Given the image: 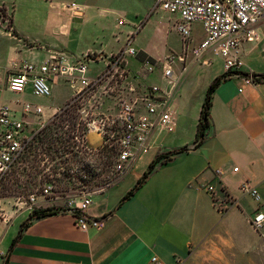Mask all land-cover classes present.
Returning a JSON list of instances; mask_svg holds the SVG:
<instances>
[{
  "label": "crops",
  "instance_id": "1",
  "mask_svg": "<svg viewBox=\"0 0 264 264\" xmlns=\"http://www.w3.org/2000/svg\"><path fill=\"white\" fill-rule=\"evenodd\" d=\"M45 1L49 2V11L39 19L33 15L28 19L40 31V41L36 42L23 39L15 11L0 5L9 14L12 11V26L0 14V38L5 40H0V104L9 106L17 116H21L25 103L42 106L40 118L27 117L36 131L74 95H64V86L59 83L53 87L49 103L43 105L42 98H32L31 88L23 93L9 91L8 79L21 65L41 62L52 54L77 60L89 54H116L131 47L137 55L125 56L129 72L132 64L140 69L144 60H150L159 65L155 71L162 76L166 59L174 58L176 65L186 50L176 28L178 18L157 7L156 0H145L146 5L141 0H114L122 10L108 5V0ZM72 3L79 5L81 12L67 7ZM195 25L190 47L204 38L202 26L201 35H197ZM151 28L152 42L146 37ZM172 31L180 35L178 52H170L168 38ZM255 33L258 38L244 41L238 50L242 61L238 71L250 75L264 74V18ZM209 57L211 65H192L182 76L170 130H157L151 148L120 181L92 199L86 215L105 217L103 228L80 229L74 212L68 209L33 219L11 248L33 210L18 212L10 200L3 201L0 250L4 255L0 264L6 256L9 264H150L153 256L162 264H256L254 254L264 250V229L257 231L251 224L257 210L264 207V82L237 74L223 82L213 95L205 142L159 165L140 190L117 208L156 155L169 151L165 147L169 134L170 151L193 148L208 87L226 73L222 57ZM89 75L96 77L91 70ZM192 76L203 78V85L192 99L195 107L188 114L195 129L192 136H187L185 128L179 126L177 111L186 81ZM245 182L258 189L260 202L242 191ZM207 186H214L220 200L230 198L229 208L216 205ZM249 198L256 204H250Z\"/></svg>",
  "mask_w": 264,
  "mask_h": 264
},
{
  "label": "built area",
  "instance_id": "2",
  "mask_svg": "<svg viewBox=\"0 0 264 264\" xmlns=\"http://www.w3.org/2000/svg\"><path fill=\"white\" fill-rule=\"evenodd\" d=\"M156 6L170 15L178 18L176 28L186 43L185 52L179 57L182 68L176 73L175 59H166L162 66V77L167 82L165 88L150 85L144 95L134 102H122L117 118L103 112H93L88 108L89 97L97 94L102 88L100 82H111L115 77L126 76L127 54L137 55L134 48L109 55L89 54L81 59L71 60L64 55L52 54L41 62H28L16 69L8 79L7 89L13 93H23L31 88L33 96L48 99L52 95L53 87L60 82L75 89L73 100L66 108L76 109L83 129L75 136V143L88 155L105 154L114 147V171L125 174L136 160L145 154L152 143L153 134L159 130H170L174 123L173 103L182 76L192 65H211L210 55L224 59L226 71H238L242 66L238 50L244 41H254L258 37L256 26L264 18V0H156ZM76 12H81L79 5L72 3L67 6ZM200 24L204 38L190 47L193 41V26ZM103 63L104 72L95 78L90 74V64ZM159 65L144 60L140 73L146 77L155 72ZM108 92V91H107ZM76 104V108H73ZM65 108V109H66ZM59 113V112H58ZM43 115L42 106L25 103L21 116L9 106L0 104V189L5 176L30 148L36 133L27 117ZM117 132L110 134V126L116 125ZM31 127V128H30ZM96 135L100 144L94 146L90 136ZM220 174V171H218ZM52 186L48 185L42 198L46 199L51 193ZM206 190L212 194L216 205L229 208L230 198L220 200L214 186H207ZM242 191L249 194L257 202L261 196L255 186L248 182L242 184ZM10 199L0 196V223L4 216L3 201ZM38 203L35 196L29 200L18 199L13 203L18 212L31 209ZM93 204L88 195H84L79 202L71 206L75 214L76 224L87 231L90 228L101 229L105 217H88L86 211ZM252 226L261 231L264 229V207H260L251 219ZM4 253L0 250V256ZM150 264H162L157 256H153Z\"/></svg>",
  "mask_w": 264,
  "mask_h": 264
},
{
  "label": "rangeland",
  "instance_id": "3",
  "mask_svg": "<svg viewBox=\"0 0 264 264\" xmlns=\"http://www.w3.org/2000/svg\"><path fill=\"white\" fill-rule=\"evenodd\" d=\"M146 2L148 3L149 0ZM108 3L115 9H123L114 0H108ZM141 3L143 5L147 4L145 0H141ZM2 4H6L7 7L15 11L18 28L23 32L24 40H28L27 42L40 41L39 29L30 24L28 19L32 15L38 19L40 16L45 15L50 9L49 2L45 0H0V5ZM0 14L8 21L9 25H12V11L9 14L5 7L1 6ZM152 29L146 35L149 38L146 40L151 39V42L153 41L150 33ZM201 32L200 25H195V34L201 35ZM4 41L1 40V42ZM168 43L170 52L180 51L181 39L178 32L172 31ZM174 68L179 72L182 64L177 60ZM105 69L103 63H94L90 67L91 73L95 74L96 77L100 76ZM132 69L131 72L127 70L126 76L121 79L115 77L111 82H100L103 86L96 95L89 97L88 108L93 112H103L117 118L122 102L130 103L140 99L150 85L160 84L163 88L167 86V82L159 71L152 73L150 79L147 80L146 77L141 75L137 64H132ZM201 79L203 78L192 76L186 81L183 101L177 111L179 126L185 128V132L188 133L187 136H192L193 129H195L191 121L192 118L188 113L195 107V102L192 99L202 89L203 82ZM59 85L64 86L61 87L64 95L75 94V89L65 83L60 82ZM32 98L38 99L34 96ZM40 100L43 105L49 103L47 99ZM66 106L58 112H63ZM72 114L76 117L73 118ZM80 122L77 113L71 111L70 114H64L55 123H52L51 127L41 136L44 141L40 139L35 141L5 176L0 189V196L10 199L11 203L18 199L29 200L31 196H35L38 203L33 206V212L35 210H48L58 213L70 209L84 195H88L93 199L116 185L124 174H120L113 169L115 161L114 147L107 150L103 155L100 153L94 155L85 153L75 143V136L80 134L83 129ZM36 128L32 125L35 133L38 131H36ZM109 128L110 134L118 130L117 124L111 125ZM90 141L93 145L100 144V139L96 135H91ZM166 142V150L170 151V134ZM48 185L52 186L51 193L47 195L46 199H43L42 194ZM248 200L250 204H256L252 198ZM14 209L16 210V207ZM254 256L256 264H264V250L256 252Z\"/></svg>",
  "mask_w": 264,
  "mask_h": 264
},
{
  "label": "trees",
  "instance_id": "4",
  "mask_svg": "<svg viewBox=\"0 0 264 264\" xmlns=\"http://www.w3.org/2000/svg\"><path fill=\"white\" fill-rule=\"evenodd\" d=\"M12 26V25H10ZM15 36H18L16 32H14ZM242 75L244 77H251L255 82H264V74H248L245 72H239V71H226L223 75H220L216 77L209 85L207 93H206V98L203 103L198 127H197V133H196V139L195 143L193 145V148H189L188 146L180 148V149H175L172 151L164 152V153H158L154 160L149 164L147 170L143 174V176L138 180L137 184L133 189H131L119 202L117 208H120L124 203H126L128 200H130L137 192L140 190V188L148 181L150 176L156 171L157 167L161 164H167L169 163L172 159H174L175 156L188 152L190 150H196L198 149L206 140L207 136V131L210 127V110L212 107V101H213V95L215 91L218 89V87L228 80L230 77L233 75ZM73 108H76V104L73 105ZM76 109H71V108H66L63 110V112H59L55 115L54 119L51 120L50 123L46 124L41 130H39L35 136L33 137V140L31 142V145L35 143L38 139L41 141H44L41 139V136L47 131L48 128L51 127L52 123H55L57 119L61 118L64 114H70L71 111H75ZM72 117L75 118L76 115L72 114ZM113 163V162H112ZM53 214V212H50L48 210H43V211H38L35 210L31 216L22 224L21 231L14 241L13 245L11 248L14 247V245L19 241L21 237V233L30 225L31 221L37 217H44ZM3 264H9V257L6 256L4 263Z\"/></svg>",
  "mask_w": 264,
  "mask_h": 264
}]
</instances>
